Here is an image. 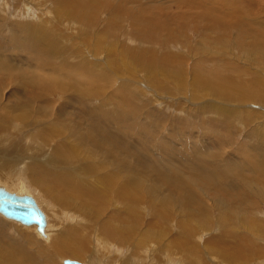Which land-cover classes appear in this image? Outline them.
Segmentation results:
<instances>
[{
    "label": "rangeland",
    "instance_id": "374dc122",
    "mask_svg": "<svg viewBox=\"0 0 264 264\" xmlns=\"http://www.w3.org/2000/svg\"><path fill=\"white\" fill-rule=\"evenodd\" d=\"M0 7V13H4L0 14V61L30 69L19 71L24 78L12 72L0 75V116L5 112L16 116L10 119L9 115L5 124L0 122V157L5 158L3 152L7 154L9 142L18 146L19 155L24 154L19 163L23 169L17 177L23 180L21 188L10 185L16 182V174L9 164L0 169V185L40 201L39 207L47 216L46 228L51 224L48 235L67 233L64 229L68 227V231L78 222L87 226V218L78 209L57 207L27 170L29 161H59L63 151L55 148L56 142L68 135L82 145L74 162L116 171L123 188L138 183L140 197L145 199L138 216L129 217L125 223L127 229L137 232L132 241L123 238V243L118 244L107 240L106 249L100 250L102 238L95 242L98 234L90 226L87 232L92 243L88 253L94 259L63 255L56 258L55 264H63L65 258L84 264H232L226 263L225 257L238 240L252 237L256 246L264 247V237L253 239L251 226L245 223L251 217L256 218L254 224L264 221V0H0ZM17 17H28L30 22H37L38 28H48V34L39 32L42 39H65L64 45L61 42L53 54H48L44 69L23 34L16 33L25 50L17 52L21 45L17 48L11 43L14 36L10 25ZM79 57H86L88 62L78 61ZM66 63L71 68L78 64L81 71H72ZM95 69L103 70L107 77L99 81L93 74L97 73ZM36 72L47 83L45 99L42 98L45 101L28 100L31 94L24 80L36 81ZM63 75L67 77L62 81L59 76ZM77 77L90 78L89 88L72 90L70 82ZM89 90L96 95L89 94ZM19 100L32 103L13 110L12 104ZM122 110L124 115L118 116ZM25 112L29 113L28 120L22 116ZM87 120L99 122L101 126H97L111 130L109 134L122 140L120 147L114 142L117 154L109 155L98 146L96 138L102 136L97 131L91 138ZM72 127L82 139L70 135ZM43 128L49 129L51 135L43 133ZM26 141L41 150L33 149L31 155L27 154ZM91 144L95 146L92 149ZM143 168L150 174L142 172ZM203 168H211L220 176L214 183V177L209 175L210 183L218 184L216 188L202 181L189 188L190 200L194 198L205 213L196 211L200 207L185 210L175 186L166 178L159 181L157 176L163 172L184 179L180 173L190 175ZM92 171L90 174L100 175ZM154 186L158 192L155 196L169 195L176 207L167 203L161 207L153 196ZM37 191L50 205L39 199ZM151 202L159 214L152 213ZM61 209L75 214L65 216ZM190 216L196 220H187ZM30 237L37 239L36 247L45 240L35 224L23 225L0 214V264H17L22 255L16 249L23 246L28 250L29 244L24 241ZM173 237L186 244V250L176 247ZM136 240L143 243L139 248L133 244ZM248 242L241 245L245 247ZM262 254L248 262L264 264V251ZM238 262L245 264H233Z\"/></svg>",
    "mask_w": 264,
    "mask_h": 264
},
{
    "label": "bare ground",
    "instance_id": "6f19581e",
    "mask_svg": "<svg viewBox=\"0 0 264 264\" xmlns=\"http://www.w3.org/2000/svg\"><path fill=\"white\" fill-rule=\"evenodd\" d=\"M92 2H94V1H92ZM20 3H22V2L20 1ZM6 7H8V6H6ZM71 7H73V6H71ZM95 7H97V6H95ZM70 10H72V9H70ZM58 11H57V13H58ZM1 13H3V12H1ZM67 15L68 14H66V16ZM31 17H34V16H31ZM42 17L39 19H42ZM29 19L30 18H28V17H25V18L17 17L16 20L11 22L10 26L13 27L11 30V35L14 36V39L13 40L11 39V43L16 44L17 48H20L19 46L21 45V48L17 49V52L20 50H25V48H26L25 44H22L21 40H17L18 35H16V33L23 34L25 41L28 45V48H30L31 52L35 53L39 57L38 58L39 66L44 69L46 67V61L49 60V59H47L49 56L48 54L49 53L53 54L55 52L54 48L57 49L59 47L58 45L61 42H62L61 44L64 45L63 43H64L65 39L64 40H53V39L52 40H49V39L45 40L46 38L42 39V37H41L42 35L39 32H43V33L48 34L49 29L45 28L44 26H41L38 28L37 22L36 21L30 22ZM53 26H54V24H53ZM53 26H52V28H53ZM83 26L85 29L88 28V24H86V23ZM54 28H56V27L54 26ZM39 35H41V36H39ZM69 40H71V39H69ZM72 43L74 44V41ZM66 45H69L68 39H67ZM80 47H81V50L85 49L84 46H80ZM73 58L76 61V57L73 56ZM77 60L78 61L81 60V62L84 61L83 63L88 62L86 57H81V59L79 57V58H77ZM47 64H48V62H47ZM71 66L72 65L70 63H66V67L71 68ZM85 67L87 70V68H88L87 65H85ZM85 67L83 68L84 70H85ZM23 70H30V69L26 68V67L25 68L21 67L19 65L10 66V65L0 61V75H10V72H12V73L16 74L17 76H21V78H24L23 75H21V73L19 72V71H23ZM71 70L72 71H81L80 66L78 64L74 65L71 68ZM88 71L89 70H87V72ZM95 71L97 73H95L93 71V74L96 76V78L99 81L104 79L105 77H107L106 75H104L102 73L103 70L101 72V71H99V69H95ZM69 75H71V74H69ZM59 77L63 81L64 78H66L67 76L63 75L62 77L61 76H59ZM70 77L72 80V78L74 79L75 76L71 75ZM70 77H68L69 80H70ZM78 77L75 80H73V83L70 82V84L72 86H69V87H72L73 88L72 90H79V91L81 89H84V88H89L88 86L90 85V83H92L91 79L88 78V79L82 80V79H79ZM34 79L36 81H34L33 78H31L28 82L24 80V84H25L26 88L29 89L30 94H31V95H29L30 99L28 98V100H32L34 102L35 101L36 102L37 101H45L44 100L45 96L43 97V94H44V88L47 85L46 80L40 77L39 72H36L34 74ZM51 81L53 83L56 82L54 79H51ZM58 83L60 84V82H58ZM91 86H94V85H91ZM97 91H99V90H97ZM261 91H263V90H261ZM79 93H81V92H79ZM90 93L95 94V91L92 92L91 90H89V94ZM45 95H47V94H45ZM109 97H111V96H109ZM42 98H44V99H42ZM17 102H19L20 104H18ZM31 103H32L31 101L27 102L25 100H19V101H15L12 104V107H13V110H18L20 108L22 110L23 108H25L26 105H29ZM113 111L115 112V109ZM9 112H11V111H9ZM124 112L125 111L122 110V112H118L117 115L123 116ZM39 113H43V112L41 110H39ZM110 114H111V112H110ZM9 115H11V113H8V112L2 113V115L0 116V122L5 124V122L10 118ZM46 115H47V113H46ZM22 116L24 118H26L27 120L29 119V113H27V112H25ZM15 117L16 116L14 114L10 119H14ZM97 124H99V126H101V124L99 122L87 120L86 126L88 128L89 135H91V138H92V137H94V134H96V132L99 131L100 136H102V137L96 138V143L98 144V146L102 147L104 149V152H106L109 155H111V153H113V152L115 154H117L119 151H118V148L114 145V142L115 143L118 142L117 146L120 147L123 142L121 144L119 142H121L122 140L119 139L117 136L112 135V132H111V134H109V131H111V130L108 131L104 127L97 126ZM14 125H16V123ZM109 125H108V127H109ZM80 129H83L82 125H81ZM43 130H45V132H43V133H45V134L48 133L49 135H51L49 132V129L43 128ZM18 132H21V131H18ZM23 132H24V130L22 131V134H23ZM71 133H72V136L76 137L75 139H77V138L82 139L83 138L82 136L78 135V132H76V133L73 132V127L70 129V135H71ZM83 133H84V131H83ZM13 135H14V133H13ZM63 136H64V134H63ZM22 138H24V137H22ZM66 138H69V139L66 140ZM66 138L65 137H62V138L59 137V142L57 141L56 145H55L56 149L61 148L63 151L59 161H52V164H48V163L43 164L42 162H38V161H37L38 163L33 162V161H29L27 170L30 172L31 179L36 184L41 186L43 188V190L46 192V194L48 193L50 199H52L55 203H57L56 206L57 205H60V206L63 205L64 207L67 206L68 208H75L76 210L78 209L80 212V215L82 214V216L84 218H87L88 225L83 226L84 223L82 225L78 222L76 224L71 225V227L68 229V231H66V229L68 227L66 229H64V231L67 233H62V234L57 233V234L52 235V233L49 232V235H48V233H47L48 228L51 224H49L48 227L46 228L47 216H45V225L43 227V232H40L39 230H37L41 235H43V238L45 240H43L41 246L36 247L37 239L33 238V237L27 238L24 242L26 244H29L30 248L28 250H25V247L22 246V247H19L16 249V250H18V253L22 255V259H23V260L18 259L17 264H44V263L55 264L56 258L62 257L63 255H70V257L72 256L75 258H79L81 260H83V259H86L87 261L93 260L94 256L90 255L91 253H88V247H89V243L91 242L90 241L91 236L87 231L90 230V226H91V228L93 227L96 230V233L98 234L94 238V241L98 242L102 238L103 243H100V245H99L100 250L106 249V245L104 244V242H106L107 240H109V241H115L116 240V242L118 244H122L123 238H125L128 242H130L133 240L134 234L137 235L136 230H134L133 228L127 229V226H125V223L129 217L136 218L138 216L139 208L142 205L141 203H143L145 201V199L143 197H140V193H139V187L140 186H139V184L133 183L132 187L131 186H128V187L124 186V188H123V185L120 183V176L118 175V173L116 171H112V170L106 171L104 168H103V170H101V169L97 170L95 168L96 166L94 164H89V165L88 164H82V165L77 164L74 161L77 158V156H79V148H80L81 143L79 141L74 140L72 137H68V135ZM2 141L5 142V140H2ZM92 141H95V140H92ZM11 142H14V141L12 140ZM25 143H26V147L28 148V150L25 148V150H23V151L27 150V154H29V155H31L30 150H33V149L41 150L38 145H32L29 141H26ZM76 143H78L79 147L76 146ZM93 144H94V142H93ZM93 144H91V145H93ZM7 145L10 147V149L6 150L7 154H6V152H3L4 153L3 156H5V158L0 157V169H3V168L6 169V166L9 164L8 168L10 167L13 170V173L16 174V182H14V183L12 182L10 185L11 186H17V188H21V185L23 184V180L19 181V179H21V177L19 179L17 177L20 176V173L22 172V169H23L22 167H20L19 163L22 160L24 154L19 155V153H17L19 151L18 150L19 148L17 145L10 144V142ZM85 145H88V144H85ZM91 145H89V147H91V149H92V147H95L94 145L93 146H91ZM1 146H2V143H1ZM81 149H84V147ZM124 150H125L124 148L121 149L122 155H124ZM11 152L17 153V154L13 155ZM39 152H42V151H39ZM44 153H45V151L43 152V154ZM89 155H90V153H89ZM118 161H119V159H118ZM65 164H67V169H63ZM53 165H55L56 168H54V167L52 168ZM15 166L17 168V172H16ZM91 167H93L94 169H91ZM92 170H94L96 172L99 171L100 175L98 173L96 175L90 174V172H93ZM177 170H176V172L179 173V171H177ZM211 170H212L211 168H203L202 171L193 170L190 175H188L186 172L183 174L180 173L181 176L186 177L184 179L183 178H176V177L173 178L174 174L171 172H168L166 170H164V171L167 174H173V177H170L169 175L166 176V175H164L163 172L158 173L157 176L159 178V181L160 180L164 181L165 178L168 179L170 181L171 185L175 186L174 189L176 190V193H179L184 209L187 211H192L194 208L200 207V204L196 203L195 200H193L194 198L193 199L191 198V200H190V198H189L190 193H188V191L190 190L189 188H191L192 185L197 187L199 184L198 182H200V181H202L203 184L205 182L210 183L212 178H210L209 175L213 176L214 177L213 178L214 183L215 182L217 183L216 178L220 179V176H218V174H216V171H214V170L211 171ZM142 172L146 173L147 175L150 174L149 169L146 170L143 168ZM198 172H201V173H198ZM77 173H81V174L76 176ZM151 176H153V175H151ZM203 177H204V179H203ZM185 179H187V180H185ZM223 180H226V178L223 177ZM119 184H120V186H119V188H117V185H119ZM210 184L214 188H216L218 185V184L212 185V183H210ZM3 187H5V186H3ZM231 188H233V187H231ZM6 189H8V188H6ZM30 189H31V191H34L31 187H30ZM155 193H158V192H156V186L153 187V196H155ZM37 195H38L39 199H42L41 201L44 204H46V205L49 204L48 201L45 200V198H42V196L38 193V191H37ZM155 198L157 200L159 199L161 207H163L165 205V203H167L170 206L175 205V207H176V204H175L176 201H172L169 195H163L162 196V195L158 194L157 196H155ZM34 199L36 201V198H34ZM39 202L36 201L38 206H40ZM44 204H43V206H46ZM147 204H149V203H147ZM149 205H151L150 209L154 215H157L160 213V211H158L159 213H157V207L154 206L152 204V202ZM177 205H179V204H177ZM194 205H195V207H194ZM108 208H109V210L107 211ZM40 209L42 210V208H40ZM61 211L64 212L65 216H67L69 214V212L65 211L64 209H61ZM164 211H165V209H164ZM196 211L197 212H204L202 206L200 208L196 209ZM161 212H162V210H161ZM43 213H44V211H43ZM0 214L7 219H12L16 222L23 224V225L29 226V225L35 224L36 229H37V224L34 222L33 223H22L21 221L15 219V218H12V217H8L1 212H0ZM54 214H56V213H54ZM74 214L72 213L69 215L73 216ZM44 215H46V214H44ZM162 216L164 217V215H162ZM166 216H168V215H165V218L167 219L168 217H166ZM193 217H195V216H190V219H187V218L186 219L195 221L196 218L192 219ZM253 219H256V218L251 217L250 220L245 219V223L248 222V227L251 226L250 229H251V232L254 236L253 239H256L258 237H264V221H262L261 223H258V224H254ZM62 220H63V218H62ZM222 221H223V218H222ZM224 222L226 224V221H224ZM45 228H46V230H45ZM63 228H65V227H63ZM196 228H198V227H196ZM180 229H181V227H180ZM44 231L46 233H44ZM182 234L185 235V233H182ZM250 236H251V234H250ZM174 237H176V236H174ZM174 237H173L172 243L174 245H176V247L181 246L182 249H185L184 247L186 244H181L182 242H180V241L178 242L177 240H174ZM184 238L186 239V237H184ZM245 240H249V242H248V245L244 247V245L242 246L241 243L245 242ZM112 244H114V243H112ZM133 244L136 248H139L140 246H142L143 243L141 242V240H136V242H133ZM234 246H235L234 249L231 250L230 253L226 254V257H225L226 263L227 262H231V263L233 262L234 263V262L240 261L241 263L244 262L245 264H247L246 262H248V259H250V261H252L251 258L262 256L263 255L262 253L264 251L263 250L264 247L256 246V244L252 241V237L251 238L248 237V238L238 240ZM91 247H93V246H91ZM188 249L189 248H187V252H188ZM93 250H94V253H98V251L96 249H94V247H93ZM171 251H173V250H171ZM86 252H87V255H85ZM189 252H190V250H189ZM183 253H184V251H183ZM223 257H224V255H223ZM252 263H254V262H252ZM238 264H239V262H238Z\"/></svg>",
    "mask_w": 264,
    "mask_h": 264
},
{
    "label": "water",
    "instance_id": "95a60500",
    "mask_svg": "<svg viewBox=\"0 0 264 264\" xmlns=\"http://www.w3.org/2000/svg\"><path fill=\"white\" fill-rule=\"evenodd\" d=\"M0 212L22 223H36L37 230L43 232L45 215L34 197L27 193H16L0 185ZM64 264H84L78 260L65 258Z\"/></svg>",
    "mask_w": 264,
    "mask_h": 264
}]
</instances>
